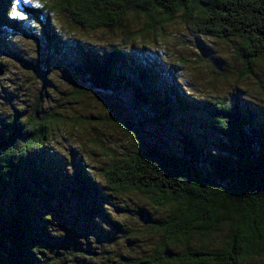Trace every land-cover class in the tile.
Returning <instances> with one entry per match:
<instances>
[{
	"label": "trees",
	"instance_id": "16d2710c",
	"mask_svg": "<svg viewBox=\"0 0 264 264\" xmlns=\"http://www.w3.org/2000/svg\"><path fill=\"white\" fill-rule=\"evenodd\" d=\"M48 1L52 4L39 8L0 0V51L11 44L4 32L28 33L25 20L16 16L18 7L40 22L44 40L56 55H63L67 45L45 17V8L50 14L67 15L82 28L100 31L123 28L135 7L159 27L182 16L204 38L236 40L242 78L264 65V0ZM80 51L76 69L91 90L128 91L134 104L150 105L164 121L176 114L205 115L219 138L221 156L197 146L185 134L181 155L147 146L126 159L111 161L101 171L105 186L85 172L77 173L80 195L101 213L98 201L108 199L106 191L138 193L149 197L157 209L170 208L158 230L164 248L180 247V251H171L165 260L147 258L136 264H244L263 258L264 119L256 122L253 111L238 101L230 106L221 98L202 102L188 97L176 73L164 70L145 46ZM156 68H162L164 78ZM46 121L25 117L21 111L0 121V199L12 198L9 207L0 203V264H49L42 256L56 246L48 230L36 224L27 198L33 192L32 178L52 188Z\"/></svg>",
	"mask_w": 264,
	"mask_h": 264
},
{
	"label": "rangeland",
	"instance_id": "374dc122",
	"mask_svg": "<svg viewBox=\"0 0 264 264\" xmlns=\"http://www.w3.org/2000/svg\"><path fill=\"white\" fill-rule=\"evenodd\" d=\"M17 3L39 8L52 4L48 0ZM15 13L25 20L28 33L4 32L11 44L0 51V70L5 71L0 76V121L21 111L25 117H42L49 123L52 188L32 178L33 192L27 197L36 224L45 227L56 244L42 258L49 264H136L147 258L165 260L171 251L179 252L180 247L164 248L158 230L170 208L157 209L149 197L138 193L106 191L108 199L98 201L101 213L80 195L76 175L85 172L105 186L101 171L111 161L126 159L147 146L181 155L185 134L197 146L221 156L211 119L176 114L164 121L150 105L134 104L128 91L91 90L76 69L80 49L101 53L145 46L164 70L176 73L188 97L202 102L221 98L230 106L238 101L253 111L256 122L264 119V65L242 78L236 40L204 38L182 16L159 27L135 7L123 28L100 31L82 28L67 15L50 14L45 8V17L67 45L63 55H56L44 40L40 22L23 8ZM161 69L156 68L164 78ZM47 191L52 194L45 195ZM11 201V197L0 199L6 207ZM244 264H264V257Z\"/></svg>",
	"mask_w": 264,
	"mask_h": 264
},
{
	"label": "water",
	"instance_id": "95a60500",
	"mask_svg": "<svg viewBox=\"0 0 264 264\" xmlns=\"http://www.w3.org/2000/svg\"><path fill=\"white\" fill-rule=\"evenodd\" d=\"M4 74V71H0V76H2Z\"/></svg>",
	"mask_w": 264,
	"mask_h": 264
}]
</instances>
